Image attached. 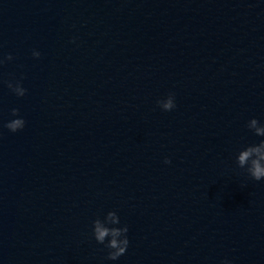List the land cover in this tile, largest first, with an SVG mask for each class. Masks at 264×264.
Listing matches in <instances>:
<instances>
[{
    "label": "water",
    "instance_id": "obj_1",
    "mask_svg": "<svg viewBox=\"0 0 264 264\" xmlns=\"http://www.w3.org/2000/svg\"><path fill=\"white\" fill-rule=\"evenodd\" d=\"M0 61V264H264V0H0Z\"/></svg>",
    "mask_w": 264,
    "mask_h": 264
},
{
    "label": "clouds",
    "instance_id": "obj_2",
    "mask_svg": "<svg viewBox=\"0 0 264 264\" xmlns=\"http://www.w3.org/2000/svg\"><path fill=\"white\" fill-rule=\"evenodd\" d=\"M33 56L35 58H39L40 53L34 51ZM7 59L11 60L12 57L9 55ZM0 63H2V61H0ZM8 87L12 89L19 97H23L26 94V90L19 84H17L13 88V85L9 83ZM157 103L163 111H171L175 108L174 95L169 94L166 100L158 101ZM12 115L14 117L19 116V110L13 109ZM24 126L25 121L22 118L13 119L5 125V127L12 133H16L22 130ZM247 126L255 130L254 134L256 136L264 137V126L259 125L256 119L250 120ZM164 163L169 164L171 163V161L165 159ZM237 164L241 169L246 168L248 174L255 181H261L262 179H264V141H261L258 145L248 146L247 148L240 151L237 156ZM108 218L112 220L113 223H120V220L115 212H109ZM127 232V226L123 228H108L101 227L99 220H95L93 223V235L97 243L104 244L106 237H112V239L105 245L108 249H110L108 254L109 260L115 261L126 253L129 245ZM121 236H123V239H117ZM224 264H227V262H224Z\"/></svg>",
    "mask_w": 264,
    "mask_h": 264
}]
</instances>
